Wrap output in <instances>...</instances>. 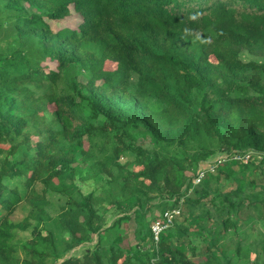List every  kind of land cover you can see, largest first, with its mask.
I'll use <instances>...</instances> for the list:
<instances>
[{
    "label": "trees",
    "instance_id": "16d2710c",
    "mask_svg": "<svg viewBox=\"0 0 264 264\" xmlns=\"http://www.w3.org/2000/svg\"><path fill=\"white\" fill-rule=\"evenodd\" d=\"M47 193L65 199L52 219ZM0 208V264H264V0H0Z\"/></svg>",
    "mask_w": 264,
    "mask_h": 264
},
{
    "label": "rangeland",
    "instance_id": "374dc122",
    "mask_svg": "<svg viewBox=\"0 0 264 264\" xmlns=\"http://www.w3.org/2000/svg\"><path fill=\"white\" fill-rule=\"evenodd\" d=\"M69 25H71V23H68ZM243 59H247V57L244 55ZM109 69H112L114 65L112 64H108L107 65ZM83 112L85 113V115L87 117H90V111H89V107L88 105H84V110ZM91 118V117H90ZM93 123L96 124H102L103 122V118L102 117H98L97 119L92 120ZM133 142L137 145V146H141L145 149H148L149 151L153 152L156 151V147L154 146L153 142H152V136L151 133L144 127L141 126V128L139 129H135V128H130L128 130ZM37 140V139H35ZM129 141V140H128ZM37 141H34L32 143V147L35 146ZM7 148V147H5ZM76 163L74 165V169L76 172V177H75V183L77 185V187L82 191V193L84 195H87L89 193H95V194H99L101 191H103L106 187L105 185V180L106 177L103 175H96L95 170L92 169L90 162H86L84 160V157L78 155L76 153ZM4 157V156H2ZM227 160V154L223 153V154H219L216 157L211 158L208 163L205 166V169L207 170H213V167L215 166L216 168V162L220 163H224ZM232 160L235 161H240L242 160L241 157H234ZM133 159L132 158H123L121 160V163H132ZM242 163H248L249 159L248 157H246L244 159V161H241ZM204 167H201V169H203ZM210 170V171H211ZM37 191L42 194L43 193V186L41 185H37ZM47 197V204L45 206V212L47 213V215L52 219L57 217L58 215H60L61 212V206L65 203V199L62 198L61 196H58L56 194L53 193H47L46 195ZM170 206H168L169 208ZM1 209V208H0ZM28 211H29V205L28 204H22L20 205L19 209L17 210V212L13 215V220L16 222H21L23 221L27 215H28ZM161 209L157 208L155 210H153L152 213V218H155L157 216H159L161 214ZM98 212L100 213L101 217L103 218V225H105V227H109L111 225L112 222H114L117 218L122 217L123 215L121 214V212L116 209L115 207H110V206H104L103 208L100 207L98 208ZM180 213V212H179ZM180 215V214H179ZM174 215V220L172 222V224L169 226L168 229L172 230L171 233H173L174 230L177 229V226L179 225V221L176 225V218L179 216ZM235 217V215L233 216ZM172 220V219H171ZM175 221V223H174ZM170 223V222H168ZM203 223L197 224L195 226L192 227V230H198L200 226H202ZM32 227H30L26 232L20 233L19 236V241L21 243H25L26 241H28L31 238V233L33 230V227L36 226V222L32 221L31 222ZM127 228H128V235L127 237H129L130 239H133L134 234V223L133 222H127ZM174 228V229H173ZM167 229V230H168ZM166 230V231H167ZM56 240L58 242V246L60 249H63L61 247V245L63 244V236L60 238L59 237V233L56 230H53ZM164 234V232L162 233V235ZM161 235V236H162ZM160 236V238H161ZM159 238V241H160ZM158 241V242H159ZM155 242V243H158ZM195 244H197V242H194ZM79 256V254H78ZM19 257L23 258V254L20 253Z\"/></svg>",
    "mask_w": 264,
    "mask_h": 264
},
{
    "label": "built area",
    "instance_id": "2783aa9c",
    "mask_svg": "<svg viewBox=\"0 0 264 264\" xmlns=\"http://www.w3.org/2000/svg\"><path fill=\"white\" fill-rule=\"evenodd\" d=\"M238 157L242 158V160H240V161H244V159L246 157H248V159H249V155H246L245 157H242V156H238ZM217 163L218 162H216V164ZM214 168H215V166L213 167V169ZM204 173H205L204 170L200 171L199 178L195 182V185L200 183L201 179L204 177ZM179 212H180V210H175L173 212H170V211L166 212L161 221H156L155 223H153L151 230H152L153 239L155 242L159 241V238L162 235V233L165 232L169 228V226L172 224V222L174 220V215H177V214L179 215L180 214ZM168 222H170V223H168Z\"/></svg>",
    "mask_w": 264,
    "mask_h": 264
}]
</instances>
